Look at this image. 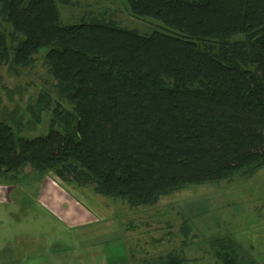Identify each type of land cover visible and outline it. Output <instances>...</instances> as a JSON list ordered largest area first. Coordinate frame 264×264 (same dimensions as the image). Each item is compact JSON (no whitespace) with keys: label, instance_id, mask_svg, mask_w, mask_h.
<instances>
[{"label":"trees","instance_id":"obj_1","mask_svg":"<svg viewBox=\"0 0 264 264\" xmlns=\"http://www.w3.org/2000/svg\"><path fill=\"white\" fill-rule=\"evenodd\" d=\"M126 1L166 31L106 16L64 24L56 0H1L11 30L0 29V66L40 58L55 88L0 118V183L29 177L28 165L29 178L51 173L138 207L264 168V0ZM22 112L32 124L46 113V132L22 135ZM210 245L221 264H259L229 237ZM185 247L139 264H184Z\"/></svg>","mask_w":264,"mask_h":264},{"label":"rangeland","instance_id":"obj_2","mask_svg":"<svg viewBox=\"0 0 264 264\" xmlns=\"http://www.w3.org/2000/svg\"><path fill=\"white\" fill-rule=\"evenodd\" d=\"M71 1L56 0L64 24L106 16L141 34L166 31L159 20L135 17L126 0ZM0 29L11 30L1 7ZM54 83L40 58L18 72L0 66V118H15L30 98L38 91L53 90ZM28 115L21 114L22 135L45 133L48 115L42 114L37 124L28 123ZM22 172L32 176L28 165ZM46 176L65 184L51 173ZM29 177L13 182L20 196L0 202V247L16 252L12 264H139L179 249L184 238V264H221L210 245L215 236L229 237L239 246L240 255L264 264V168L251 177L236 175L231 180L190 184L160 196L153 205L138 207L96 194L89 186L61 185L76 199L71 213L79 214L83 208L90 211L93 219L81 223L65 219L66 202L57 209L40 202L38 179Z\"/></svg>","mask_w":264,"mask_h":264},{"label":"crops","instance_id":"obj_3","mask_svg":"<svg viewBox=\"0 0 264 264\" xmlns=\"http://www.w3.org/2000/svg\"><path fill=\"white\" fill-rule=\"evenodd\" d=\"M33 182L35 183V181ZM37 182L39 185V191L37 194L38 200L42 202L46 207L50 209H57L58 205L61 206L62 202H66L65 211H62L65 219L75 218L80 223L85 222L86 221L85 218L93 219V217L88 213L90 211L86 210L85 208L81 209L79 214L74 210H72V213H71L70 206L75 202L74 201L75 198H71L69 196L70 194L73 196V194L70 193V190L68 188L62 187L61 184L57 183V181L47 176L43 177V179H40V180L38 179ZM7 194H9V196ZM10 194H12L11 196L12 198H10ZM16 196H20V194H18L17 187L11 184L5 185V184L0 183V202H4V203L8 202L10 201V199L12 200ZM76 204H77V201H76ZM59 211L61 210L59 209ZM16 255L17 254L15 251L0 247V264H4V263L12 264V262L10 261H12L11 260L12 257H15Z\"/></svg>","mask_w":264,"mask_h":264}]
</instances>
